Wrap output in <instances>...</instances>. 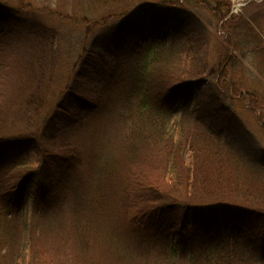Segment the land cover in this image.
I'll use <instances>...</instances> for the list:
<instances>
[{"label": "trees", "instance_id": "16d2710c", "mask_svg": "<svg viewBox=\"0 0 264 264\" xmlns=\"http://www.w3.org/2000/svg\"><path fill=\"white\" fill-rule=\"evenodd\" d=\"M15 1L17 7L0 0V20L23 16L32 7L30 0ZM75 1L84 6L85 0ZM56 2L61 7L74 0ZM184 2L214 12L220 7L201 0ZM179 6V1L167 0L135 5L131 11L117 7L98 19L89 18L84 8L80 18L51 9L52 16L82 23L85 44L53 102L42 91L50 71L46 63L55 53L52 33H42L34 23L32 32L38 37L32 44L21 38L0 41V264H127L99 255L79 222L61 233L48 221L56 201L52 185L81 161L71 139L116 85L122 65L142 56L144 73L111 102L121 109L119 118L128 127L129 167L119 200L138 257L134 264H264V152L250 153L239 120L224 102L241 92L234 85L222 87L240 58L251 51L262 53L263 41L242 18L235 24L225 3L227 13L215 15L233 30L225 29L232 33L209 67V33ZM240 31L244 39L232 43L228 38L235 39ZM2 32L5 38L8 31ZM171 42L184 47L187 61L171 55L148 68L149 59L157 61L155 51ZM16 58L19 78L12 85L6 73L9 60ZM204 74L219 92L204 83ZM250 102L255 110L254 98ZM18 125L22 131L14 130ZM28 154H35L39 164L21 175L18 162ZM36 176L39 186L27 208Z\"/></svg>", "mask_w": 264, "mask_h": 264}, {"label": "rangeland", "instance_id": "374dc122", "mask_svg": "<svg viewBox=\"0 0 264 264\" xmlns=\"http://www.w3.org/2000/svg\"><path fill=\"white\" fill-rule=\"evenodd\" d=\"M10 7H17L15 0H5ZM95 0H85L84 6L78 5L74 0L77 8L72 2L71 5H60L56 0H30L32 7L24 12V15L6 16L0 21V41L10 40L17 42L19 38L33 40L38 37L31 24L36 23L41 27L44 34L52 33L54 36V49L52 62L49 64L51 71V82H49L50 71L42 85L43 93H47L48 102H53L55 95L61 91L70 75L72 66L79 55L81 49L85 47L83 41L84 26L81 22H70L57 16L50 14L51 9H59L61 13L68 14L73 17H83L85 14L89 18L98 19L110 10L119 7L123 10H130L133 6H148L167 0H120L117 3L109 0L103 3V0H96L99 4L94 3ZM179 1L181 8L192 13L207 29L209 33V49H208V66L212 67L216 64L221 56V51L226 37L233 30L225 22H220L216 15L219 13L226 14L227 6L230 4L231 15L234 16L235 24L239 19L248 23L253 31L262 39V53L249 52L237 63L235 68L227 74V84L223 83L222 87L228 84L234 85L241 92L240 96H235L234 100L225 99V104L233 111L239 120L243 135L246 136L245 146L252 155H256L258 150L264 152V0H201L203 3L210 5L211 8H217L220 4L218 12L210 11L209 8L199 6L195 2L188 4L184 0ZM81 6V7H78ZM179 6V7H180ZM83 8L85 11H83ZM81 10V11H80ZM132 10V9H131ZM130 10V11H131ZM76 11V13H74ZM85 13H83V12ZM121 10H118L119 12ZM216 14V15H215ZM230 15V16H231ZM227 20V19H226ZM16 21H19L16 23ZM10 23H15L12 26ZM224 27V29H223ZM225 29H231L230 33ZM3 30H6L7 36L3 38ZM29 31V32H28ZM12 33V35L10 34ZM17 37L16 36V34ZM14 35L16 39L14 40ZM245 32L240 31L239 36L236 35L232 43H236L242 38ZM231 36V35H230ZM227 39V40H228ZM240 39V40H239ZM37 40V39H36ZM226 43V41H225ZM236 51L232 48L230 53ZM23 52L22 54H24ZM157 61L147 59L148 68L157 66L158 62H164L171 55H178L184 62L187 61V54L184 47L178 42H171L169 46L155 51ZM154 53V54H155ZM9 70L6 75L13 85L14 81L19 78L17 69V58L9 60ZM144 57L136 58L133 61L125 62L119 72L116 85L111 87L104 95L102 104L92 114L89 120L78 130L76 136L71 139V149L78 153L80 164L71 172L64 173L55 181L54 188L56 201L51 205L53 216L48 223L50 227H54L56 231L67 233L72 231L76 221L90 235L92 245L99 255L110 254L114 259L127 260V264H134L137 253L135 247L128 238L131 233L122 219L121 202L119 200L125 184L129 163L126 159L127 141L126 135L128 127L123 125L119 118L120 108L113 104V100L117 98L119 93L132 82L137 76L144 73ZM205 80L212 91L219 92L220 89L213 79L200 76ZM181 77L176 76V80ZM250 94L251 97L248 98ZM252 94V95H251ZM255 94V95H254ZM229 96L232 97L231 94ZM246 97V100H240V97ZM257 103L254 107L250 102L252 99ZM16 107V106H14ZM16 109V108H15ZM259 119V120H258ZM14 129V128H13ZM22 126L18 125L14 130H20ZM12 130V132H14ZM24 131V130H23ZM128 151V150H127ZM19 167L16 169L22 174L35 171L39 164V159L35 154L25 155ZM145 178L148 173L145 172ZM37 176L32 178L33 184L28 191L26 198V206H31V197L36 187L39 186ZM148 184V179L142 180ZM144 183V182H142ZM74 217V218H73ZM45 225V223H43ZM143 262V260L141 259ZM143 264V263H140ZM148 264V263H147Z\"/></svg>", "mask_w": 264, "mask_h": 264}, {"label": "bare ground", "instance_id": "6f19581e", "mask_svg": "<svg viewBox=\"0 0 264 264\" xmlns=\"http://www.w3.org/2000/svg\"><path fill=\"white\" fill-rule=\"evenodd\" d=\"M25 155H23V157H24Z\"/></svg>", "mask_w": 264, "mask_h": 264}]
</instances>
